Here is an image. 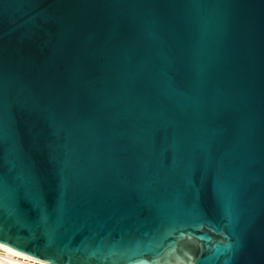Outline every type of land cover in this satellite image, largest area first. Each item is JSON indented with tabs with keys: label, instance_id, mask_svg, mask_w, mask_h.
Masks as SVG:
<instances>
[{
	"label": "water",
	"instance_id": "95a60500",
	"mask_svg": "<svg viewBox=\"0 0 264 264\" xmlns=\"http://www.w3.org/2000/svg\"><path fill=\"white\" fill-rule=\"evenodd\" d=\"M0 243L264 264V0H0Z\"/></svg>",
	"mask_w": 264,
	"mask_h": 264
},
{
	"label": "bare ground",
	"instance_id": "6f19581e",
	"mask_svg": "<svg viewBox=\"0 0 264 264\" xmlns=\"http://www.w3.org/2000/svg\"><path fill=\"white\" fill-rule=\"evenodd\" d=\"M0 249L4 251V255L0 254V264H36L35 262H39L41 264H50L30 257L1 243ZM26 259L29 261L27 262Z\"/></svg>",
	"mask_w": 264,
	"mask_h": 264
},
{
	"label": "rangeland",
	"instance_id": "374dc122",
	"mask_svg": "<svg viewBox=\"0 0 264 264\" xmlns=\"http://www.w3.org/2000/svg\"><path fill=\"white\" fill-rule=\"evenodd\" d=\"M0 254L1 255H4V251L0 249Z\"/></svg>",
	"mask_w": 264,
	"mask_h": 264
},
{
	"label": "built area",
	"instance_id": "2783aa9c",
	"mask_svg": "<svg viewBox=\"0 0 264 264\" xmlns=\"http://www.w3.org/2000/svg\"><path fill=\"white\" fill-rule=\"evenodd\" d=\"M26 261L28 262L29 260L26 259ZM35 263H36V264H41V263H39V262H35Z\"/></svg>",
	"mask_w": 264,
	"mask_h": 264
}]
</instances>
